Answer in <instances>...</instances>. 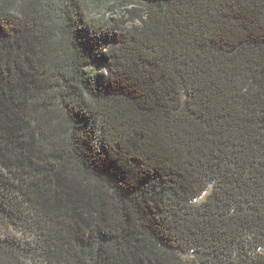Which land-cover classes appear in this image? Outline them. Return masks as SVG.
<instances>
[{"label": "trees", "instance_id": "1", "mask_svg": "<svg viewBox=\"0 0 264 264\" xmlns=\"http://www.w3.org/2000/svg\"><path fill=\"white\" fill-rule=\"evenodd\" d=\"M124 1L0 0V264H264V0Z\"/></svg>", "mask_w": 264, "mask_h": 264}, {"label": "rangeland", "instance_id": "2", "mask_svg": "<svg viewBox=\"0 0 264 264\" xmlns=\"http://www.w3.org/2000/svg\"><path fill=\"white\" fill-rule=\"evenodd\" d=\"M86 14L89 21L107 25L117 24V27L133 28L140 24L139 11H131L134 4L124 0H86ZM211 189L206 191L199 201L204 200Z\"/></svg>", "mask_w": 264, "mask_h": 264}]
</instances>
